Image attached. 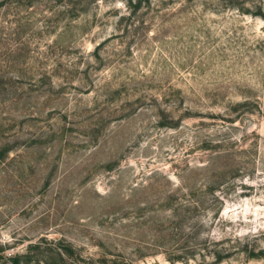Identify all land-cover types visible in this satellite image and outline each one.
Listing matches in <instances>:
<instances>
[{
	"label": "rangeland",
	"instance_id": "1",
	"mask_svg": "<svg viewBox=\"0 0 264 264\" xmlns=\"http://www.w3.org/2000/svg\"><path fill=\"white\" fill-rule=\"evenodd\" d=\"M43 238L264 264V0H0V264Z\"/></svg>",
	"mask_w": 264,
	"mask_h": 264
},
{
	"label": "trees",
	"instance_id": "2",
	"mask_svg": "<svg viewBox=\"0 0 264 264\" xmlns=\"http://www.w3.org/2000/svg\"><path fill=\"white\" fill-rule=\"evenodd\" d=\"M42 242L30 243L25 251V253H17L11 255L9 260L11 264H21L22 258H26V263H31L33 259H36L38 263L43 264H73L69 261V257L74 256V247L72 245H58L57 243H50L46 241V238ZM226 254L223 250H215L213 257L215 261H221ZM174 261V260H172Z\"/></svg>",
	"mask_w": 264,
	"mask_h": 264
}]
</instances>
